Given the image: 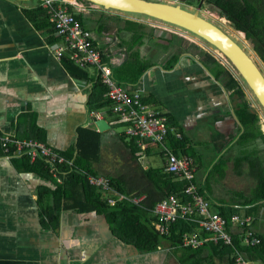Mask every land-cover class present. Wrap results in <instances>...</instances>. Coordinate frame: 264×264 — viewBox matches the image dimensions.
<instances>
[{
    "label": "crops",
    "instance_id": "obj_1",
    "mask_svg": "<svg viewBox=\"0 0 264 264\" xmlns=\"http://www.w3.org/2000/svg\"><path fill=\"white\" fill-rule=\"evenodd\" d=\"M30 1L0 0V137L11 134L18 139L40 140L64 155L77 151L78 129L84 127L97 133L99 153L93 170L97 176L117 180L124 194L142 198V204L146 202L148 208L143 207L144 214L137 224L144 230V226L152 228L154 207L163 197V186L157 180L153 182L147 172L166 174L160 147L146 140L142 148L135 138L125 133V124L116 122L110 107H91L98 69L81 68L89 74V78L82 79L74 75L77 70L73 66L57 60L54 55L57 42L50 41L51 26L45 25L48 21H33L27 15V10L39 5L46 11L43 1L36 5ZM108 17L102 21H90L86 17L84 26L101 47H105L107 33L119 39L125 58L114 52L120 62L114 70L120 71L135 62L133 54L143 64L153 62L142 49L145 43L130 49L132 33L122 31L130 20L116 21ZM121 24L124 27L120 28ZM154 32L147 34L150 40L154 39ZM122 33L131 34L130 42L122 38ZM65 52L70 57V51L65 50L62 55ZM186 56L192 63L183 64L181 59L172 69L165 67L170 59L163 64L151 63L137 83L120 86L129 92L140 91L146 105L168 117L170 129L180 131L185 148L195 151L192 147L203 144L206 148L214 147L215 150L206 152L207 159L213 151L215 158L203 171L205 174L196 164L199 189L215 212L230 209L231 213L242 212L241 216L251 217L253 229L264 241V202H247L252 198L255 183L242 160L243 146L236 144L241 123L231 101L232 91L219 83L209 64L208 68H201L197 64L199 60ZM91 111L100 112L109 127L100 130ZM117 125H123L124 129L119 131ZM206 137L212 144L204 141ZM166 145L170 148L167 140ZM199 153L196 152V157H200ZM23 155L8 158L0 146V264H190L194 261L187 259L193 249L176 250L165 241L154 251L141 250L133 242L121 239L110 221L96 211H54L57 219L49 224L38 200V190L43 187L52 193L56 186L37 173L19 170L16 163ZM196 157H193L195 161ZM155 158L160 161L157 168L151 165ZM45 163L57 184H62L66 171L72 169L57 165L59 182L51 172L52 166L46 160ZM219 163L224 169L214 175L213 166L216 164L217 170ZM46 203L54 204L52 196ZM254 212H258V218ZM170 252L172 256L168 255ZM204 253L208 255L206 250ZM230 261V256L215 257L207 264H231ZM255 263L263 264L262 261Z\"/></svg>",
    "mask_w": 264,
    "mask_h": 264
},
{
    "label": "trees",
    "instance_id": "obj_2",
    "mask_svg": "<svg viewBox=\"0 0 264 264\" xmlns=\"http://www.w3.org/2000/svg\"><path fill=\"white\" fill-rule=\"evenodd\" d=\"M204 2L209 6L211 11L219 13L222 17H226L230 20L231 25L237 31L244 32L246 39L253 43L254 50L264 62V0H204ZM197 3L200 4L201 0H197ZM188 5L191 6L192 4L188 3ZM27 15L29 19L33 21L47 20L48 24L45 25L51 26L50 41L58 42L60 38L56 36L55 30L49 22V17L46 11H44L40 5L27 10ZM77 17L82 20L83 24L87 21L83 14L78 15ZM102 18L103 17H101L98 21H102ZM35 24L38 27H41V25L37 24V22H35ZM126 24V28L122 31L132 33L130 49L143 44L144 39L148 36L144 31V25L134 21H126ZM133 59H135V62H132L130 66L121 68L120 71H118V69L114 70L115 68L113 69V78L117 82V85L125 86L130 83H137L144 72L152 66V64L148 65L146 63L143 64L139 62L138 56L135 54H133ZM207 59L210 62L208 60L204 62L211 66L209 70H211L214 77L220 83H224L227 90L232 91L231 101L234 105L236 115L241 123V129L239 131L240 134L238 140H236V144L238 146H243L244 153L242 155V160L247 164L248 175L255 183L251 192L252 198L249 200L247 199V202H264V167L261 164V160H258V150H252V148H249L258 140L264 141V133L260 129L259 115L257 111L252 108L250 103L244 99L242 88L230 71H228L226 67L221 65L211 55H207ZM60 60L64 64L68 63L77 70L76 71L74 69L76 71L74 73L76 77H80L82 79L89 78V74L85 70L73 64L74 62L70 59L68 52H65ZM179 60V57H174L167 61L165 67L172 69L178 64ZM207 65L205 66L208 68ZM105 92L106 88L102 84L100 78H98L95 81V86L90 97V105L93 109L110 107L111 104L109 99L104 96ZM167 126L171 128L170 119L168 117ZM173 139V136L169 134L167 141L175 154H186L194 158L196 157L191 154L190 149L185 148V145L182 142L183 138L180 141ZM76 148L77 151L75 153L63 155L66 158L73 160V166L70 171H66L65 176H63L62 184H57L53 179L50 174L49 166L45 163L43 158L38 157L36 160L31 161V158L25 154L16 163L19 170L37 173L48 180H52L56 186L52 193L49 192V189L43 187H40L38 190V200L39 203L42 204L43 215L49 220V224H54L53 221H56L57 219L54 211H96L103 214L110 221L113 226V230L121 239L126 242H133L143 251H154L160 244L163 243V241L174 247L176 250L182 248L191 249L181 246V236L184 233L198 231V226L196 224L185 221H176L172 224L168 235L159 234L154 226H152V228L144 226V230L141 225L137 224V222H141L140 216L141 214H144L143 207L148 208L146 202L141 206L132 205L127 202H120L115 206H110L106 201L105 195L98 192L88 183L87 174L96 175L92 166L99 153V136L97 133L84 127L78 129ZM259 151L263 152L264 147L259 148ZM254 152L255 155H253ZM256 161H258V166ZM147 174L153 182L157 180L163 186L161 189L162 198H167L171 194L181 196L184 183L179 181L177 182L172 175L153 171H149ZM112 183L118 191L124 193V189L118 186L117 180L112 179ZM199 191L202 194V190ZM46 193H48V195ZM141 194L142 193H139L138 195L141 196ZM149 194L147 197H149ZM51 196L54 199V204L49 205L46 203L45 205V201ZM206 200L210 203V207L212 209L211 202L208 198H206ZM212 211L215 212L214 210ZM218 213L228 220H230V217L234 214L231 213L230 209L220 210ZM234 246L237 250L242 252L248 260L253 262L262 261L264 264V241L262 238L261 243L258 246L244 247L240 243V240L237 237H234ZM204 250L208 252V255L204 253ZM192 251V255L187 257V259H190L188 261L194 260L191 261L190 264H207L208 261L214 259L215 257L220 258L225 256H230V263L235 264L233 257L234 248L223 244L215 245L213 243H206L202 247L193 249Z\"/></svg>",
    "mask_w": 264,
    "mask_h": 264
},
{
    "label": "built area",
    "instance_id": "obj_3",
    "mask_svg": "<svg viewBox=\"0 0 264 264\" xmlns=\"http://www.w3.org/2000/svg\"><path fill=\"white\" fill-rule=\"evenodd\" d=\"M43 5L56 35L60 37V41L56 43L55 58L59 60L62 52L69 50L70 58L76 66L97 68L98 76L106 88L104 96L110 101V111L115 115L116 122L125 124V133L135 138L142 148L146 140L158 145L165 158V173L184 183L181 196L171 194L155 205L154 227L157 232L168 235L172 224L176 221L194 223L198 226V231L182 234V247L198 249L206 243L223 244L234 248L235 264H254L234 246V237H237L244 247H256L261 243V238L252 228L253 219L234 213L228 220L219 213L213 212L210 203L200 193L196 183L195 159L185 154L177 155L166 145L170 133L178 141L182 140L181 133L168 128L166 116L146 105L142 101L140 91L129 92L116 84L113 69L120 62L115 57L119 54L120 58H125L119 47V39L107 33L104 35L105 47H101L98 40L86 30L82 20L77 17L87 13V10L94 5L90 4L87 8V4L80 0H43ZM91 114L94 120L102 119L100 112L91 111ZM0 146L8 158L17 154H26L31 159L41 156L52 166L51 172L59 182L61 179L55 167L73 166L72 159L59 154L40 140L18 139L15 135L8 134L0 137ZM87 179L91 186L106 195V201L110 206L120 202L142 205V198L118 191L108 177L89 174Z\"/></svg>",
    "mask_w": 264,
    "mask_h": 264
},
{
    "label": "rangeland",
    "instance_id": "obj_4",
    "mask_svg": "<svg viewBox=\"0 0 264 264\" xmlns=\"http://www.w3.org/2000/svg\"><path fill=\"white\" fill-rule=\"evenodd\" d=\"M42 1L43 0H31L30 3L33 5H36L39 2L41 3ZM152 1L167 2V0H152ZM172 2L179 4L182 9H185L187 11H192V12H195L196 10H198V7H199L197 0H177V2L176 1H172ZM188 3H191L192 5L191 6L188 5ZM86 7L88 8L89 5H86ZM92 11H98V12H92ZM214 13L216 12L211 11L209 6L206 3L202 6L201 11H200V15L205 17L208 21H213L215 24H217L222 29H224L226 32H228V34L233 39H235L248 52V54L253 58V60L259 66V68L261 69L264 75V62L260 59L257 52L254 50L253 43L248 39H246L247 42H244L243 40L241 41L233 37V36H237L239 37V39H241L242 38L241 31L240 32L237 31L231 25V21L225 19L226 17H222L221 15H219V13H216V14ZM83 15L86 17H90V21H94V19L99 20V18L101 17H103L102 18L103 20L107 18L109 19L108 16H111L113 19H117L116 21H126V20L135 21L137 23L144 25V31L148 35L150 34V32L155 31L153 35L154 39L151 38L150 40L149 36H147V38L144 41L145 44L142 47L144 52H146V55L150 58V60L153 61V62H147L149 64L151 63L163 64V63H166L167 60L172 59L173 57H179L180 60L182 59L181 62L183 64H188V63H192L188 61V60H191V58H186L187 59L186 60L184 57H188L186 55H192L195 61L197 60L201 61V62L198 61L197 64H199V66L203 68L205 65H207V63L204 62L208 60L207 55H211L221 65L226 67V69L230 71V73L238 81L240 87L242 88L244 99L250 103V105L255 111H257L259 115V119H260V129L264 133V109L259 103V101L257 100V98L255 97L254 93L249 88V86L244 81V79L240 76L238 71L231 65V63H229L225 57L223 59V57H220L217 54L216 50L218 49H216L213 45H211L205 39L201 38L199 35L188 32L180 27H177L169 23H165L163 21L157 20L155 18H151L146 15L137 14V13L117 12L115 10H104V8L99 7L97 5L93 6V8L91 9H88L87 13ZM213 15H216L217 17H214ZM221 18L225 19V21L221 20ZM122 27H124L123 24L120 25V28ZM130 37H131V34L122 33V38L126 40L127 42H130ZM156 43H158L160 46L156 45ZM200 64H202V66ZM117 129L119 131H122L124 129V126L117 125ZM204 141L207 142L208 144H212V142H210L208 137H206ZM194 143H196V141H194ZM204 145L205 144L201 146L198 145V146L192 147L197 153L200 152L199 153L200 157H196V164L198 165V167L200 166L201 168H203V170L201 169V173L203 174H205L203 171L206 170V167L211 166L215 158V153L213 151V153L207 159L206 152L213 150L214 147L212 148L211 146H209L208 148H206L204 147ZM263 147H264V141L258 140L256 141L255 144H252L249 148L250 149L252 148V150H258L257 151V155H259L258 160L259 159L261 160V164L264 167V153H263L264 151L263 152L259 151V148H263ZM195 151L192 150L191 154L194 156H197ZM253 155H255V152L253 153ZM256 163L258 166V161H256ZM151 165L152 167L157 168L160 165V161L155 158L152 161ZM213 167H214V170H213L214 175L218 174L217 171L221 174V172L224 169L223 164L221 163L218 164L217 170H216V164ZM245 168L246 170L248 169L247 166ZM199 175L200 174H198L197 177ZM245 180L247 181L246 184H248V180L247 179ZM223 188L227 189L228 187L223 186ZM237 213L242 215V212H237ZM253 214L257 217L258 212H254ZM168 255L172 256V253L170 252ZM254 264L256 263L254 262Z\"/></svg>",
    "mask_w": 264,
    "mask_h": 264
},
{
    "label": "water",
    "instance_id": "obj_5",
    "mask_svg": "<svg viewBox=\"0 0 264 264\" xmlns=\"http://www.w3.org/2000/svg\"><path fill=\"white\" fill-rule=\"evenodd\" d=\"M30 1V0H17ZM104 8V10H115L126 13H137L155 18L180 27L188 32L195 33L205 39L215 48H218L227 61L238 71L240 76L247 83L255 97L264 109V75L248 54V52L234 40L228 32L208 21L200 11L205 4L201 0L198 10L195 12L182 9L174 2H162L152 0H83ZM177 2V0H174ZM226 19V18H225ZM228 20V19H226ZM202 65V64H201ZM232 113H234L232 111ZM100 130H105L109 124L105 119L96 120Z\"/></svg>",
    "mask_w": 264,
    "mask_h": 264
},
{
    "label": "bare ground",
    "instance_id": "obj_6",
    "mask_svg": "<svg viewBox=\"0 0 264 264\" xmlns=\"http://www.w3.org/2000/svg\"><path fill=\"white\" fill-rule=\"evenodd\" d=\"M214 17H217L216 15H213ZM205 18V17H204ZM219 18V17H218ZM221 20H224L225 21V19H222L221 18ZM223 23V22H222ZM240 32V31H239ZM240 34V33H239ZM241 34H242V38L241 39H239V37H237V36H233V37H235L236 39H238V40H243L244 42H247L246 41V37H245V33L244 32H241ZM235 40V39H234ZM240 42V41H239ZM246 45V44H245ZM216 49H218V48H216ZM219 50V49H218ZM216 50V52H217V54L220 56V57H223V59H224V55L222 54V52L219 50Z\"/></svg>",
    "mask_w": 264,
    "mask_h": 264
},
{
    "label": "clouds",
    "instance_id": "obj_7",
    "mask_svg": "<svg viewBox=\"0 0 264 264\" xmlns=\"http://www.w3.org/2000/svg\"><path fill=\"white\" fill-rule=\"evenodd\" d=\"M80 1H83V0H80ZM86 1H84V3H85ZM85 4H87V5H90L91 3H85ZM92 5H94V4H92ZM95 6V5H94Z\"/></svg>",
    "mask_w": 264,
    "mask_h": 264
}]
</instances>
